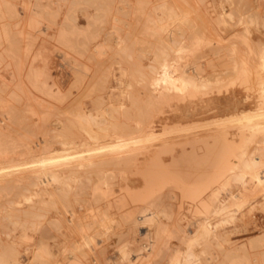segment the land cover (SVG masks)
<instances>
[{
	"label": "rangeland",
	"instance_id": "rangeland-1",
	"mask_svg": "<svg viewBox=\"0 0 264 264\" xmlns=\"http://www.w3.org/2000/svg\"><path fill=\"white\" fill-rule=\"evenodd\" d=\"M6 4L10 7L0 3V122L9 125L10 132H13L10 137H17L18 141L19 135L33 136L27 135L26 139L30 141H25L27 147L31 145L25 154L28 160L39 155L44 158L71 151L75 157L68 159L69 165L74 169L73 173H77L70 178L48 182L43 194L36 191V186L29 183L27 177L23 178L29 186L25 179L14 178L11 183L8 181L10 184L0 182V247L10 245L13 240L17 250L13 264H25L29 260L25 242L18 236L19 225L25 220L24 208L30 203L38 204L40 197L45 201L40 238L52 253L49 252L51 256L48 258L51 259H45L44 264H176L174 256L178 253L180 264H264L263 240L256 244L248 241L257 232L264 233L263 190L250 181L244 185L233 183L234 191L245 195V201L238 209L228 212L192 211L189 201L173 197L171 184L159 188L153 202L163 211H154L151 217L142 211H128L130 204L119 206L114 203L122 192L119 186L126 183L124 181L141 183L144 161L150 149L166 147L179 139L186 142L196 137H211L210 142L214 140L215 143L208 146L219 151L224 141L238 139L235 127L219 128L218 125L215 129H208L211 126L205 124L213 121L214 116L225 115L236 101L237 107L245 111L262 104L255 89L259 85L264 87V69L258 63V52L264 48V0H7ZM171 10L177 13L170 16ZM30 21L35 24L30 25ZM61 30L76 48L64 46L59 38ZM171 36L177 38L173 47L164 49L166 42L172 44L167 41ZM246 38L253 50L243 42ZM162 63L171 69L192 66L203 78H208L211 82L208 92L194 97V100L206 98L207 101H196L194 110L187 115L173 112L171 104L174 102L156 105L150 96V82ZM240 65H247L250 70L245 78L239 73ZM29 66L45 76L50 94L45 92V86L41 90L30 84L28 73L32 67ZM104 76L108 87L101 95L117 107L102 119L100 113L96 115L101 109L97 107L100 98L97 79ZM188 99L180 102L181 107ZM10 109L16 119L13 116L8 121L6 113ZM76 113L94 118L81 117L77 121ZM190 116L199 119L192 127L193 132L189 135L177 131L168 134L170 136L166 134V121ZM1 117H5L4 120ZM65 118L74 120L71 132L75 138H71L87 144L60 143L61 137H67L61 129ZM6 119L8 122L15 119L17 124L8 123ZM155 134L163 138L157 144L152 142ZM251 136L261 139L257 133ZM22 138L20 141L23 142L25 139ZM136 139H146L144 141L148 143L139 145ZM18 141L12 140L11 151L6 152L7 156L0 164H11L10 155L19 156L23 145L19 146V141V145L13 147ZM119 141H126L124 148L106 150L108 161L95 165L86 163V148ZM199 144L182 143L184 146L176 145L173 152L163 150L161 156L165 166L160 170L169 174L201 169L205 164L201 160L206 146L203 142V147ZM181 147L184 150L181 151ZM77 150L83 153L81 158L76 155ZM111 154L127 155L129 160L118 162L114 156L111 158ZM134 158L136 161L132 160ZM57 162L63 163L62 160ZM59 163L52 167L64 168ZM98 174L112 177V189L102 193L92 188ZM215 185L220 188L218 183ZM59 190L68 194H65L66 198L63 196L64 200L72 199L73 203L66 201L68 206L62 205L66 202L62 197V202L56 198ZM24 195H30V200H23ZM219 197L224 199L226 195L220 192ZM55 199L60 204L57 201L54 205ZM169 200L173 203L181 201V211H166ZM10 220L17 225L13 222L12 225ZM203 220L210 226V233L201 241H192L188 227L194 230ZM139 224L147 226L141 236L136 228ZM12 226L16 229L10 231ZM31 230L28 229V233ZM213 232L223 236L219 243L213 239ZM36 233L33 230L29 234L36 239ZM32 238L28 240L34 241ZM138 239L144 243L140 245ZM117 241L126 243L123 247L132 257L130 261L119 257ZM185 249L192 253L186 261L183 260Z\"/></svg>",
	"mask_w": 264,
	"mask_h": 264
},
{
	"label": "bare ground",
	"instance_id": "bare-ground-1",
	"mask_svg": "<svg viewBox=\"0 0 264 264\" xmlns=\"http://www.w3.org/2000/svg\"><path fill=\"white\" fill-rule=\"evenodd\" d=\"M0 3H2L3 5H7V6L9 5V4H6L7 0H0ZM9 7H10V5H9ZM10 11H11V9H10ZM11 12H10V14H11ZM169 13L171 16L173 13L176 14L177 12L175 10H171V12H169ZM29 23H30V25L35 24L34 21H33L34 24L32 23V21H30ZM37 23H38V21H37ZM68 26H69V24H68ZM178 32H179V29L177 30L176 33H178ZM59 38L62 40L64 46L66 45V48L67 47L69 49L76 48L73 46L72 42L69 41L70 38L69 39L67 38V35L65 34L64 30H61L59 32ZM176 39H177L176 36H171L170 38H168L167 41H171L172 44L166 42L164 49H166V47L172 48ZM243 42H245V44L247 45V47L250 50H253V49H251V44L248 42L247 38L243 39ZM176 48H178V47H176ZM258 57H259L258 63L264 69V48L258 52ZM0 60H2V59H0ZM29 67H32V66H29ZM37 71L39 73V70H37V69L34 70L33 67H32V69H30V72L28 73V80L30 81V84L35 88H39V89L42 88L41 90L46 88L45 92L50 94L51 89H50V86L48 85V81L45 79V76L43 74L39 75L37 73ZM157 71H158L157 75L152 76V79L150 82L151 88H152V91L150 92V96H151L152 100L156 103V105H160V104H164V103L165 104H171L174 102L173 104H171L172 105L171 110L173 112H178L179 114L187 115L190 112H192L191 110H194L196 101L197 102H199V101L200 102H206L207 101V100H205L206 98L194 100L195 99L194 97H196L197 94L202 95V94H206L208 92L207 89L210 88L211 82L208 80V78H206V77L203 78L202 75H200L197 72V70L194 69L192 66L171 69V68L167 67L166 64L162 63ZM249 71L250 70H249L247 65L246 66H244V65L239 66V73L244 78H245V76H247ZM40 73H42V72H40ZM242 76H240V77L242 78ZM245 80H248V79H245ZM107 81L108 80H107L106 76L97 79V86H98L99 93H100L99 102H97V103H99V105L97 107L100 106L101 109L96 111V115L100 113V118H102V119H105L107 116H109L112 111L116 110V107H117V105L116 106L113 105L111 103V101H109L108 99H104L101 95L102 92H104V91L106 92V90H107V87H108ZM3 84L5 85V82ZM43 86H45V88H43ZM257 88L258 89H255V90H258V95L262 99L261 100L262 104L258 103L255 107H250V109L245 111V109L241 110L237 107L238 101H236L230 107V109L227 110V113L225 115L216 116V117L214 116L213 121L210 120L211 122L208 121V123L205 124V125L211 126L208 129H215L216 128L215 126H218V125L220 126L219 128H230V127L234 128L235 127L236 131H237V136H238L237 140L231 139V140L224 141L223 145L219 151H214V150L210 149L209 146H211V145H209V144H211L213 142L215 143L214 140H211V142H210L211 137L201 138V139H198L196 137L195 140L186 141V142L180 141V139H179L178 141L170 142L168 145H166V147L160 148L157 146L156 148L150 149V151H149L150 154L146 157V159L144 161V166H143V171H142V179L143 180L139 184H134V183L129 184V183H127L128 181H124L126 183L119 186V188L121 189L122 192L120 193L119 197L114 200L115 205L123 206V205L130 204L131 207L128 211H131V212L132 211H142L151 217V215L155 213L154 211H163V208L159 207V204L157 205L158 207L156 208V206L154 205V202H153L155 195L158 193L159 188L163 184H171L172 188H171L170 193H172L173 197L175 196V199H176V197H180L182 200L184 199L185 202L189 201L190 205L193 209L192 211H203V212L227 211L228 212V211H234L235 208L238 209L243 204V202L245 201L244 200L245 195H243L242 193H238V191H234V188H233L234 184L233 183H240V184L244 185V183H246V181H250L253 185H257L263 190L262 197L264 199V104H263L264 103V87L259 85V87H257ZM186 98H189L188 102L184 103L185 104L184 107H181L180 102H182V101L185 102ZM45 102H46V100H45ZM230 104H228V105H230ZM212 106H214V105H212ZM158 108H159V106H158ZM156 109H157V107H156ZM47 110H49V109H47ZM43 112H45V111H43ZM48 113H46V114L48 115ZM70 114L72 115V112ZM73 114H75V113L73 112ZM77 114L78 113H76V115ZM6 115L8 117V121H10L11 118H13V116H14L11 109H10V112L6 113ZM45 116L46 115H44V117ZM81 117L92 118V119L94 118V116H92V115H82L81 114V116L77 115V119H75V120L79 121V119ZM4 118H2V119L4 120ZM15 119H16V117H15ZM15 119H12V121L15 122ZM64 120L66 122H64V123L62 122V124L60 122V124L62 125L61 129L65 132L67 137L66 136H64V137L60 136L61 137L60 143L69 144L72 146L76 145V144H78V145L79 144L80 145L81 144H84V145L87 144L86 141H83V140L81 141V139L80 140L76 139V140H78V142H77L76 140L71 138V136H73L71 130L74 127V124H73L74 120L71 121L69 118H68V120H70V121H68L67 118H65ZM84 120H87V119H84ZM197 120H199V119H196L195 117H192V116L185 117L182 119L179 117H176V119L168 120V121H166V124H164V126L166 127L165 132L167 135L172 134L175 131H177L179 134L189 135L188 133L193 132L192 127L195 126V124L197 123ZM6 121H7V119H6ZM12 121L8 122V123H12ZM15 123L17 124V122H15ZM2 124H4V123L0 122V163L3 161L2 159L6 158V156H7L6 152L10 149V145L12 144V140H14V142L18 141L17 137H16V139L14 136H13L14 139L12 137H10V133L12 132V130L10 132V129L8 128L9 125L8 124L2 125ZM10 128H12V127H10ZM23 133H19V134H23ZM256 133H257V135H261L260 140H256L255 136L254 137L251 136L253 134L255 135ZM17 134H15V135H17ZM201 134H200V136H201ZM204 134L206 135V133H204ZM27 135H26V138H27ZM194 135H197V134H194ZM207 135H208V133H207ZM19 136H20V140H21V138L24 135L23 136L19 135ZM28 136H31V135H28ZM152 136H153L152 142H155L156 144L161 139H163L156 134L152 135ZM168 136H170V135H168ZM168 136H166V138ZM197 136H199V135H197ZM31 137H33V136H31ZM150 137H145V138L146 139L148 138V141H149ZM23 138L25 139L23 142L19 140L21 145H19V141H18V143L13 144V147H14V145H17V144L19 146L23 145L22 150L19 153V156L13 157L10 155V162H12L11 164H5V165L0 164V182L4 181L5 184H8L9 183L8 181H10V183H11L12 179H14V178L21 179L23 181L25 179L23 177H27L28 182L33 184L34 186H36L37 190L36 189L35 190L39 194H43V193H46V191H47L46 185L48 184V182H51V181L54 182L57 180H61V178L64 179L65 177H67V176L69 177L70 175L73 176L72 174H74L73 173L74 169L69 165L70 162L68 160L70 157H72L74 155V154L72 155L71 151H69V152L66 151V153L59 154V155L46 156L44 158H41V156L39 155V157L37 156L35 159H33V158L31 159V157L29 156L31 160H28V158H25V154L28 151H30L29 147L31 145L29 147H27L25 144V141H28V139H26L25 137H23ZM23 138H22V140H23ZM191 138H194V137H191ZM83 139H85V138L83 137ZM146 139H144V140H146ZM89 140H91V139H89ZM144 140H141V139L137 140L136 139V141H138L139 145H141V144L144 145V144L148 143L147 141L145 143ZM199 141H200V144L198 143ZM93 142H94V140L92 141V143ZM190 142H192L195 145L196 144L201 145V142H203L204 145L206 146V148H203V149H205V153L202 157L203 159L201 160V161H204V163H205L204 167H202L201 169L195 170V171L180 170L179 172H173V173H169V174H166L165 172H163V170H160L161 167L165 166V164H164L165 160L161 156V152L163 150L173 152L174 150H176V145L179 144L178 146H184L181 144L182 143L183 144L184 143H190ZM30 144H33V143H30ZM90 144L91 143H89V145ZM124 144H126V141L125 142L119 141V143L114 142V144H108V145H98V146L88 147L85 149L86 151H88L87 152L88 154L85 152L86 155H88L86 163L88 165H95L99 162L101 163V161H104V160L108 161L109 155H106L105 151L106 150H113V151L117 150L118 151L120 148H124V147H122V146H124ZM130 144H131V142H130ZM150 145H153V144H150ZM204 145H201V147H203ZM42 148L45 149L44 146ZM126 148H127V146H126ZM11 149H10V151H11ZM41 149H39V151H42ZM200 149L203 150L202 148H200ZM182 150H184L183 147H181V151ZM258 151L260 153H256ZM75 152H76V155L79 156L78 158H81L80 156L83 153H81V151H79V150H77ZM29 155H31V154L29 153ZM20 156H22V157H20ZM113 156L114 155H112L111 158L115 157L114 160L118 161V162L129 160V158L126 157L127 155L123 156V155L118 154L117 156H114V157ZM74 157H75V155H74ZM107 157H108V159H107ZM131 158H132V156H131ZM60 160H62L63 163L60 164L59 162H57ZM132 160L136 161L135 158ZM34 161H37V163L35 162L36 164H34L33 163ZM30 162H32V164ZM172 162H174V159ZM55 163L56 164L59 163L60 165L63 164L64 168L61 167L62 169H58V168H55V166L52 167ZM29 164H31V165H29ZM10 166H12V168ZM227 171H229V173L225 174ZM88 173H90V172H88ZM13 174H14V177H13ZM75 174H77V173H75ZM80 177H81V175H80ZM86 178H87V176H86ZM21 180H18V181L22 182ZM93 180H95V179H93ZM24 181L27 184V186L30 185L26 182L27 181L26 179ZM67 182H69V181H67ZM95 182L96 183L94 184V186H92V188L93 189H99L102 191V193H105L103 191L104 190L106 191V189H112L111 186H112L113 180H112V177H110L108 175L98 174L97 180H95ZM215 183H218L220 188L218 186H216ZM5 184H4V186H5ZM66 184L67 183H65V186H67ZM117 184H119V183H117ZM33 185H32V187H33ZM13 186H16V185L13 184ZM17 186H19V185H17ZM10 188H12L11 185H10ZM26 188H24V191L27 190ZM29 190H31V189H29ZM243 190H245L244 186H243ZM32 191H33V189H32ZM26 192H29V191H26ZM51 192L54 193V191H52V190H51ZM58 192H59V194H57L58 196H56V198L59 197L61 199V197H62V199L64 200L63 196H65V194L68 196V194L63 192V191L60 192V190H59ZM220 192H223L224 195H226V197L224 199H221L219 197ZM54 194H56V193H54ZM78 195H79V193H78ZM78 195H76V196H78ZM65 198H66V196H65ZM62 199H61V202H62ZM102 199H103V197H102ZM23 200L29 201L30 195H28V196L24 195ZM52 201H53V199H52ZM57 201H58V204H60L59 200H56L55 202H53V204L54 203L56 204ZM64 201L65 202L67 201L69 203V201L72 202V199L69 201L68 200H64ZM18 202H19V200H18ZM18 202H14V203H18ZM67 202L65 204H63L64 203L63 202L62 205L68 206ZM79 202H81V201H79ZM180 202L181 201H179V202L177 201V203H179V204H177V203H173L172 200L167 201L166 202V211H179L180 207L182 206ZM44 203H45L44 199L42 197H40L38 204L35 203L33 205V203H32V205H31V203H30L29 206L27 205V207L24 208V212H25L24 214H26V216L22 215V216H25L24 217L25 220L22 221L21 225H19L20 227L18 226L19 230H20V235H18V236H20L21 240H23L25 242L24 243L25 244L24 249L27 250L30 254V255H28L29 260L25 264H34L35 262L37 264H44L43 262H45V259H48V261H49V259H51V258H48V256H51L52 253L47 250L46 246L44 245L45 243L43 244V241L40 238V237H42L41 234L43 231V229L41 227V234H40V226H41L43 220L45 219ZM155 203L157 204L156 199H155ZM74 205H75V203H74ZM22 210H21V212H22ZM180 211H181V209H180ZM10 215H12V214H10ZM10 217H12V216H10ZM12 222L13 221H11V223ZM13 223H15V222H13ZM13 223H12V225H14ZM14 227H16V226H14ZM140 227L141 226L139 224V225H137L136 228H137V232L141 236V235H143V232L146 231L147 226L141 227L142 229H140ZM10 228H11L10 231L11 230L13 231L16 229V228L13 229V226ZM28 229H32L31 232L33 230L36 231L38 233L37 236L39 238L36 237V239H33L34 237L33 238L31 237V235L29 234L31 232L28 233V231H27ZM190 229H191V227L189 226L188 230H189V233L191 235L190 239L192 241H196V242L205 239V237L211 231V228L208 225L206 220L205 221L203 220L199 225H196L194 230H190ZM107 232H108V230H107ZM66 236L67 235H65V239H66ZM16 237H15V239H16ZM83 237H84V235H83ZM222 237H221V235H218L217 233L213 232V239L215 240V242L219 243L221 241ZM29 238H32V240H34V241L31 242L30 240H28ZM142 239H138V243L140 245L144 243V241ZM248 241H249V243H255V244L260 243V241L264 242V233L259 231L255 235H253L252 237H249ZM11 242H12V244H11ZM11 242H10V245L7 244V245H5V247L4 246L0 247V250L3 248L0 251V264H13V262L16 260V257H17L16 251L17 250H15V248H14L13 240H11ZM65 244H66V242H65ZM115 244H116L117 253L120 252L119 257L121 259H124V260L126 259L127 261H130V259L132 257L130 255H128L126 248L123 247L126 243L123 244V243H121V242L119 243L117 241ZM191 254H192L191 251L186 250L183 260L184 259H185V261L188 260L191 256ZM174 260H175L176 264L179 263L178 260H181V258L179 259V253L174 256Z\"/></svg>",
	"mask_w": 264,
	"mask_h": 264
}]
</instances>
